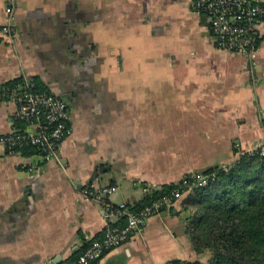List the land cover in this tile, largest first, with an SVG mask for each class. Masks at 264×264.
<instances>
[{
    "label": "crops",
    "instance_id": "crops-1",
    "mask_svg": "<svg viewBox=\"0 0 264 264\" xmlns=\"http://www.w3.org/2000/svg\"><path fill=\"white\" fill-rule=\"evenodd\" d=\"M259 33L252 65L216 46L193 0H0V89L29 77L70 110L59 161L32 172L37 155L0 147V264L74 259L121 223L87 188L114 185L106 200L134 206L260 141L264 25ZM15 110L0 104V136L28 128ZM185 198L93 264L202 260Z\"/></svg>",
    "mask_w": 264,
    "mask_h": 264
},
{
    "label": "built area",
    "instance_id": "built-area-1",
    "mask_svg": "<svg viewBox=\"0 0 264 264\" xmlns=\"http://www.w3.org/2000/svg\"><path fill=\"white\" fill-rule=\"evenodd\" d=\"M193 5L195 11L208 20L219 49L238 52L255 65L260 26L264 25V3L261 0H193ZM3 32L12 36L14 41L13 24L4 26ZM4 100L16 105L12 120L22 121L28 128L1 135L0 147L7 152H16L27 146L35 147L40 161L30 165L29 171L32 172L37 171L42 162L59 161L60 147L70 131V110L67 103L57 95L37 91L33 79L29 77H24L9 88L0 89V104ZM236 147L238 152H241L239 143ZM244 152L264 155V135ZM223 167L226 168L227 164ZM192 178L199 184L206 181L200 172H193L190 178H184V185L190 187ZM116 189L114 185L87 188L84 195L101 202L107 216L124 218L126 224L108 222L101 239L92 240L76 258L59 264H93L101 260L109 251L128 243L134 232L140 231L150 216L158 214L163 207L172 206L183 194L181 190L176 189L171 194L161 196L151 205L132 210L126 203L113 205L106 200ZM185 261L169 260L163 264H184Z\"/></svg>",
    "mask_w": 264,
    "mask_h": 264
},
{
    "label": "trees",
    "instance_id": "trees-1",
    "mask_svg": "<svg viewBox=\"0 0 264 264\" xmlns=\"http://www.w3.org/2000/svg\"><path fill=\"white\" fill-rule=\"evenodd\" d=\"M33 82L36 89L34 79ZM23 149L25 155L38 154L33 146ZM223 165L199 171L206 180L203 184L192 178L188 187L183 179L152 190L143 200L128 206L140 210L179 189L186 194L187 210H191L189 218L195 250L199 254L208 252L210 256L206 262L194 260L184 264H264V155L240 152L234 162L226 168ZM120 220V225L126 224L124 218Z\"/></svg>",
    "mask_w": 264,
    "mask_h": 264
},
{
    "label": "rangeland",
    "instance_id": "rangeland-1",
    "mask_svg": "<svg viewBox=\"0 0 264 264\" xmlns=\"http://www.w3.org/2000/svg\"><path fill=\"white\" fill-rule=\"evenodd\" d=\"M201 258H202V261H204V262L208 261L210 258L209 253L207 252V253L202 254Z\"/></svg>",
    "mask_w": 264,
    "mask_h": 264
}]
</instances>
